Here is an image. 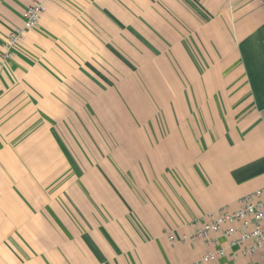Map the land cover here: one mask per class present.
I'll list each match as a JSON object with an SVG mask.
<instances>
[{
	"label": "crops",
	"instance_id": "0c3cea01",
	"mask_svg": "<svg viewBox=\"0 0 264 264\" xmlns=\"http://www.w3.org/2000/svg\"><path fill=\"white\" fill-rule=\"evenodd\" d=\"M33 1L0 0V264H190L264 187V0H50L3 62Z\"/></svg>",
	"mask_w": 264,
	"mask_h": 264
},
{
	"label": "built area",
	"instance_id": "2783aa9c",
	"mask_svg": "<svg viewBox=\"0 0 264 264\" xmlns=\"http://www.w3.org/2000/svg\"><path fill=\"white\" fill-rule=\"evenodd\" d=\"M48 1L34 0L27 6L24 24L6 37L3 62L13 59L20 43L37 28ZM191 226L192 233L181 242L202 243V252L190 264L216 263L229 252L235 262L248 258L251 264H264V187L244 195L235 206H222L193 219Z\"/></svg>",
	"mask_w": 264,
	"mask_h": 264
}]
</instances>
